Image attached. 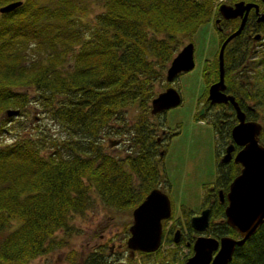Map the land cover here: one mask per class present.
I'll return each instance as SVG.
<instances>
[{
    "label": "trees",
    "instance_id": "trees-1",
    "mask_svg": "<svg viewBox=\"0 0 264 264\" xmlns=\"http://www.w3.org/2000/svg\"><path fill=\"white\" fill-rule=\"evenodd\" d=\"M13 1L22 2L0 12V136L12 137L9 143L0 140V264H28L66 245L71 216L92 207L93 193L107 210L130 216L154 187L169 191L161 152L179 129L166 126L164 113L152 114L151 101L169 85L165 81L157 89L185 41L219 17L220 3L240 0H102L101 11L89 17V0H0V6ZM259 17L257 23L251 9L240 34L227 43L223 64L226 91L247 119L262 124L264 143ZM219 25L223 39L239 24L221 19ZM252 26L253 37L259 35L255 44L247 35ZM217 70L216 53L203 62L205 84L218 78ZM206 93L198 103L204 113L196 111L195 119L213 127L219 156L231 140L236 114L230 103L209 105ZM30 102L54 127L29 124L24 113ZM9 109L18 113L7 116ZM105 138L119 140L124 154L109 151ZM239 170L234 161L216 162L214 182L203 186L202 203L211 209L207 232L214 237L238 236L225 221V203L217 193ZM181 213L192 231L193 211L183 206ZM165 232L163 227V241L169 243ZM182 243L159 248L152 263L153 253L144 254L143 264H180L187 256L180 258ZM119 254L114 257L99 244L79 260L70 252L66 264H119ZM228 264H264V221Z\"/></svg>",
    "mask_w": 264,
    "mask_h": 264
},
{
    "label": "water",
    "instance_id": "water-1",
    "mask_svg": "<svg viewBox=\"0 0 264 264\" xmlns=\"http://www.w3.org/2000/svg\"><path fill=\"white\" fill-rule=\"evenodd\" d=\"M22 1H13L0 6V12L16 8ZM251 8L257 12L256 2L236 1L232 4L222 2L218 13L224 19L239 18L238 27L221 43L218 59V80L210 84L207 92L209 104L230 103L235 111L237 122L231 129L232 142L227 145L221 162L232 158L235 145L240 149L233 160L241 165L240 172L232 179L226 193L227 204L224 208L226 223L237 231L238 236L224 235L216 238L199 235L193 242V254L180 264H228L235 249L241 246L264 221V143L260 139L262 124L258 120L247 119L245 112L232 94L225 92L224 49L227 43L240 34ZM259 20H264V12ZM255 38H259L256 35ZM195 66L194 44L188 42L173 56L167 69L166 81L172 82L180 73ZM180 93L172 86L159 92L151 101V113L176 107L181 103ZM18 110H7V116L17 114ZM223 199V194L220 192ZM172 205L168 194L161 187L151 189L144 199L132 210V221L126 246L130 255L135 251L151 253L159 249L163 234V220L171 217ZM210 209H202L199 214L189 218L190 226L198 232L209 227ZM177 230L175 241H178Z\"/></svg>",
    "mask_w": 264,
    "mask_h": 264
},
{
    "label": "rangeland",
    "instance_id": "rangeland-1",
    "mask_svg": "<svg viewBox=\"0 0 264 264\" xmlns=\"http://www.w3.org/2000/svg\"><path fill=\"white\" fill-rule=\"evenodd\" d=\"M84 1L87 2L88 0ZM101 1H88V17L101 11ZM262 13L263 11L260 14ZM192 43L194 44L195 66L193 69L180 74L173 83V86L178 88L182 101L178 106L167 110L165 113L166 126L179 129V133L168 141L167 149L163 153V163L171 184L167 194L172 202L173 218H180L177 227H182L184 231L186 225L181 208L187 207L193 211V214L199 212L203 186L213 183L216 165L213 127L206 121L196 120L194 114L198 108L197 99L204 92L206 86L202 76L203 62L205 59L214 58L218 50L217 34L212 22L203 24L198 28L192 36ZM165 81L166 79L157 85L158 90H162V84ZM132 110V108L126 110L128 119L132 116ZM24 114L30 125L41 123L54 127L51 121L45 119V115L33 102L27 105ZM0 140L9 143L12 137L0 136ZM109 140L105 138L104 141L109 151L115 155L124 154V146L119 144V140L113 143H110ZM92 196L94 202L91 208L71 216L72 230L67 237L66 245L37 257L28 264H66V257L70 252L75 253L76 260L82 259L99 244L105 245L114 257L120 253L119 264L123 262L140 264L142 254L138 252H135V255L130 259L127 258L129 250L126 247V238L129 236L128 227L132 221V215L114 214L103 207L96 194L93 193ZM172 221H169L168 224H172ZM57 235L63 234L59 231ZM171 244L172 242L169 244L163 241L160 248L166 249ZM179 247L181 249L180 258L189 255L188 248L183 244ZM153 257L154 253L148 259L150 263H152Z\"/></svg>",
    "mask_w": 264,
    "mask_h": 264
},
{
    "label": "flooded vegetation",
    "instance_id": "flooded-vegetation-1",
    "mask_svg": "<svg viewBox=\"0 0 264 264\" xmlns=\"http://www.w3.org/2000/svg\"><path fill=\"white\" fill-rule=\"evenodd\" d=\"M264 5V4H263ZM263 5H260L259 4V9H258V11L256 12L255 11V9L254 8H251L252 9V11H253V13H254V16H255V21L258 23V22H262V21H257V18L260 16V13L264 10L263 9ZM251 12V10L249 11V13ZM221 19H224V18H222V17H217V18H215L214 19V21L212 22V24L214 25L213 27H214V29H215V31H216V34H217V39H218V48H219V46H220V44L223 42V40L226 38V37H224L223 39H221L220 38V36H219V34H218V32L217 31H219V30H222L221 29V26L219 25V23H220V20ZM237 20H238V24H239V22H240V19L239 18H236ZM225 20H228V19H225ZM253 31H255L254 30V28H253V26L250 28V31H249V33H247V35L249 36V37H251V39H252V41H253V44H255L257 41H258V39H255L254 37H253V35H252V32ZM218 71V70H217ZM202 72H203V67H202ZM182 73H184V72H182ZM182 73H180V74H182ZM179 74V75H180ZM179 75L174 79V81L179 77ZM218 80V78L215 80V81H217ZM174 81H173V83H174ZM215 81H213V82H215ZM213 82H211V83H209L208 85L207 84H205V82H204V84L206 85L205 87H204V92H205V90H206V92H208V87L210 86V84H212ZM177 91L179 92V90H178V88H177ZM203 92V93H204ZM225 92L227 93V94H229L227 91H226V89H225ZM202 93V94H203ZM201 94V95H202ZM200 95V96H201ZM200 96L198 97V99H197V103H199V99H200ZM181 99H182V97H181ZM205 99L207 100V93H206V97H205ZM182 101V100H181ZM202 104V103H201ZM201 104H198L197 106H201ZM208 104H209V102H208ZM224 104V103H223ZM229 104V103H228ZM209 105H211V104H209ZM212 105H215V104H212ZM171 109V108H170ZM169 110V109H168ZM166 111L167 110H165V111H161V112H159V113H156V114H160V113H166ZM196 111H198L199 112V114L200 115H203V113H204V108L203 107H200L198 110L196 109ZM196 113V112H195ZM194 113V114H195ZM165 116V115H164ZM165 133V131L164 130H162L161 131V134H164ZM160 139H161V137H158L157 138V141L159 142L160 141ZM232 142V140H230L228 143H227V145H229L230 143ZM227 145L225 146V148H224V150L221 152V154L219 155V156H216L215 155V151H214V157H215V163L217 162V163H229V162H231V161H234L233 160V157H234V155H235V153L240 149V146H237V145H235V147H234V149H233V151H232V158L229 160V161H227V162H221V157L223 156V154L225 153V151H226V147H227ZM163 153H161V155H162ZM215 167H216V165H215ZM240 169H241V166H240ZM240 171V170H239ZM216 172V171H215ZM215 176H216V173H215ZM215 180V179H214ZM214 182V181H213ZM229 187V186H228ZM228 187H227V189L226 190H223V189H219L218 190V193H217V196H218V198H219V201L221 202V203H225V206H226V204H227V199H226V193H227V191H228ZM220 192H222V194H223V199H221V197H220ZM200 210H199V212L198 213H192V215H196V214H199L200 213V211L202 210V209H204V208H206V207H208L209 209H210V207L209 206H207V205H204L202 202L200 203ZM225 206H224V208H225ZM172 211H173V207H172ZM191 215V216H192ZM173 214H172V216H171V218H169V219H165V220H163V227L165 228V234L167 235V236H170V234L172 233V236H170V238H171V242H172V244H177V243H180L181 241H183L184 243H185V245H184V243H182L186 248H188L189 249V255H187L186 256V258L183 260V261H185L187 258H189L192 254H193V248H192V245H193V242H194V240L196 239V237L197 236H199V235H209V236H212V235H210L207 231H208V229L205 231V232H203V233H201V232H198V231H196L195 229H193L191 226H190V224H189V220H188V225H189V227H190V229H192V231H188L187 230V224H186V222H185V219H184V222H185V225H186V228H185V231H184V229H182V227H177L178 226V224L177 223H179L180 222V218L179 217H176V218H173ZM190 216V217H191ZM189 217V218H190ZM171 220H173L172 221V224H168L169 223V221H171ZM210 222H211V209H210V215H209V225H210ZM165 225V226H164ZM209 228V227H208ZM177 230H179V232H178V241H175V235H176V232H177ZM164 235V234H163ZM224 236V235H223ZM214 237V236H213ZM220 237H222V236H220ZM219 237V238H220ZM217 238V237H216ZM165 239H166V236H165ZM164 239V240H165ZM171 242H169V244L171 243ZM171 244V245H172ZM182 244H179V246H181ZM138 253L139 254H142V256H141V261H140V264H143V259H144V254H148V253H144V252H139L138 251ZM135 255V252L133 253V255H130V252H128V257L130 258V257H132V256H134ZM182 261V262H183ZM123 264H128V263H125V262H123Z\"/></svg>",
    "mask_w": 264,
    "mask_h": 264
}]
</instances>
